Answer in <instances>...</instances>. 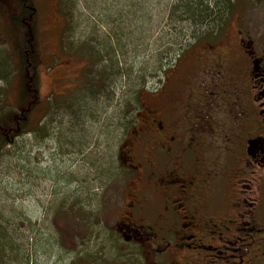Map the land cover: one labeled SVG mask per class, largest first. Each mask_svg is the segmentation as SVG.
<instances>
[{
  "label": "rangeland",
  "instance_id": "rangeland-1",
  "mask_svg": "<svg viewBox=\"0 0 264 264\" xmlns=\"http://www.w3.org/2000/svg\"><path fill=\"white\" fill-rule=\"evenodd\" d=\"M200 1L65 0L61 15L57 0H31L30 36L0 12V112L18 109L25 69L36 97L33 131L8 133L0 146V264H126L113 229L117 153L123 130L155 106L142 92L165 83L170 100L195 88L196 72L178 62L205 31L223 37L218 46L239 26L263 31L264 0H211L210 17L192 19L186 11ZM139 190L137 213L143 195L161 201L156 189Z\"/></svg>",
  "mask_w": 264,
  "mask_h": 264
},
{
  "label": "flooded vegetation",
  "instance_id": "flooded-vegetation-1",
  "mask_svg": "<svg viewBox=\"0 0 264 264\" xmlns=\"http://www.w3.org/2000/svg\"><path fill=\"white\" fill-rule=\"evenodd\" d=\"M222 38L185 49L195 88L142 92L155 106L123 130L113 229L126 264H264V27ZM141 186L162 195L153 207L142 194L137 213Z\"/></svg>",
  "mask_w": 264,
  "mask_h": 264
},
{
  "label": "trees",
  "instance_id": "trees-1",
  "mask_svg": "<svg viewBox=\"0 0 264 264\" xmlns=\"http://www.w3.org/2000/svg\"><path fill=\"white\" fill-rule=\"evenodd\" d=\"M210 1L211 0H202L197 3L196 9H188L190 11H186V13L191 16L192 19L194 18L203 20L206 17H210L211 14L208 11ZM64 3L65 0H57V6L61 15L64 10L62 7ZM200 5L202 6L201 9L199 8ZM4 9L6 11H3ZM0 12L2 16H4L5 14L8 15L13 28L16 27V30H19L18 27L20 26V28H23L25 30L26 36L31 35L30 21L32 20V17L34 15V8L31 0H0ZM26 18L30 19V21ZM206 32L207 31H205L204 34H206ZM30 45L31 41H26V45L24 47L25 49L23 50L22 55L23 59L27 53L29 55V53L31 52ZM25 71L26 69L23 72L21 90L17 99V103L19 104V106L17 107L18 109L16 111L6 109L2 114L0 112V146L9 143L7 135L8 133L18 136L23 135L29 131L28 124L31 121L29 117V109L32 107L31 105L35 103L36 97L34 95L33 88L34 79L28 71ZM39 128L42 129V126H39ZM31 131L33 130H30L29 132Z\"/></svg>",
  "mask_w": 264,
  "mask_h": 264
}]
</instances>
